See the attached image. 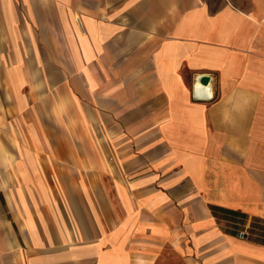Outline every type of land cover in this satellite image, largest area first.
Masks as SVG:
<instances>
[{"label":"crops","instance_id":"1","mask_svg":"<svg viewBox=\"0 0 264 264\" xmlns=\"http://www.w3.org/2000/svg\"><path fill=\"white\" fill-rule=\"evenodd\" d=\"M168 247L264 264V0H0V264Z\"/></svg>","mask_w":264,"mask_h":264},{"label":"rangeland","instance_id":"2","mask_svg":"<svg viewBox=\"0 0 264 264\" xmlns=\"http://www.w3.org/2000/svg\"><path fill=\"white\" fill-rule=\"evenodd\" d=\"M156 264H188L186 259L176 250L166 248Z\"/></svg>","mask_w":264,"mask_h":264},{"label":"water","instance_id":"3","mask_svg":"<svg viewBox=\"0 0 264 264\" xmlns=\"http://www.w3.org/2000/svg\"><path fill=\"white\" fill-rule=\"evenodd\" d=\"M208 76H200L197 77V84L194 87V93L195 95H205L207 96L209 93V87H208ZM200 88V94L196 93V90Z\"/></svg>","mask_w":264,"mask_h":264},{"label":"bare ground","instance_id":"4","mask_svg":"<svg viewBox=\"0 0 264 264\" xmlns=\"http://www.w3.org/2000/svg\"><path fill=\"white\" fill-rule=\"evenodd\" d=\"M200 88H198L197 90H196V93L197 94H200V90H199Z\"/></svg>","mask_w":264,"mask_h":264}]
</instances>
